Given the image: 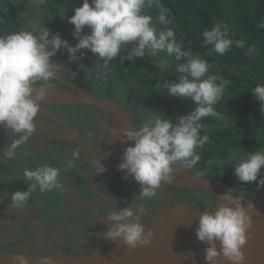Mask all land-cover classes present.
<instances>
[{
    "label": "clouds",
    "instance_id": "clouds-1",
    "mask_svg": "<svg viewBox=\"0 0 264 264\" xmlns=\"http://www.w3.org/2000/svg\"><path fill=\"white\" fill-rule=\"evenodd\" d=\"M34 3H43V0H34ZM153 7L159 12L155 21L145 11ZM73 10L74 15L67 22L74 25L72 36L77 40L75 46L58 32L49 38L50 30L43 26L39 16L30 20L26 29L0 35V129L11 130L19 136L0 151V158H13L18 147L35 131L34 118L40 102L48 95L50 81L64 66L51 59L57 51L66 49L69 61H79L84 56L83 50H90L103 61L104 68L118 55L122 61H133L146 54L156 57L165 53L178 62L175 70L179 75L175 81H157L155 86L166 89L169 96L193 101L195 107L175 121L156 117L138 130H123L121 142H134V145L125 148L118 166L125 173L124 179L131 177L141 186V197L152 198L163 183L171 182L173 166L191 169L200 160L196 149L209 141L207 135H200L203 128L201 120L209 116L222 118L214 105L223 96L228 81L207 75L209 63L193 56L177 43L174 31L167 27L171 23L167 16L169 10L162 7L160 0H82L81 6ZM61 20H64V15ZM156 22L164 28L158 29ZM85 27L89 30L87 33ZM257 27L264 28V24ZM202 36L204 45L211 46L219 55H224L233 44L244 48L243 40L234 41L228 37V27L224 22L203 31ZM129 45L131 48L127 55H121V50ZM255 52V46H249L244 54L252 57ZM79 66L84 67L83 64ZM251 92L259 102L261 113H264V84H257ZM79 155L78 150L72 151L65 160L66 166L71 168ZM93 164L99 174L106 171L98 160ZM262 168L264 151L258 150L240 159L234 166V174L242 183L257 182V188L261 189L264 188ZM61 174L62 168L47 164L26 170L24 176L29 182L28 189L13 192L9 207L23 208L37 188L41 193L59 189ZM221 199L227 203H221ZM252 209L253 204L244 207L239 199L226 193L217 197L214 210L200 212L196 238L209 245L205 249L206 264H217L221 257L230 264H245L242 248L248 240ZM139 221L140 217L132 205L111 212L105 222L108 226L105 239L114 243L122 240L132 249L147 245L152 233L146 232ZM16 262L28 264L22 256H17L14 264ZM41 264H52L51 257H42Z\"/></svg>",
    "mask_w": 264,
    "mask_h": 264
},
{
    "label": "flooded vegetation",
    "instance_id": "flooded-vegetation-1",
    "mask_svg": "<svg viewBox=\"0 0 264 264\" xmlns=\"http://www.w3.org/2000/svg\"><path fill=\"white\" fill-rule=\"evenodd\" d=\"M10 3L25 5L23 0ZM25 7L21 14L28 27L29 21L39 16L43 26L50 30L49 38L51 34L58 32L65 39L62 28L39 6L29 4ZM54 15L62 21L61 16L64 14L57 12ZM68 18V15H64L62 22L69 24ZM69 43L75 46L74 43ZM83 51L84 56L79 61H69L66 49L57 51L51 59L64 66L50 81L49 87L68 90V83H71L92 94L112 99L128 110L137 130L156 117L163 119L157 105L135 88L131 79H128L127 84L116 79L113 86H109V81H104L103 86L108 87L106 94L93 90V77L100 75L93 74L94 55L90 50ZM152 58L150 56L152 68L162 76L167 68L159 73ZM86 62L90 65V71L83 76L79 65H86ZM169 63L168 60V65ZM86 83L90 85L86 86ZM117 120L112 113L91 104L40 102L37 117L34 118L35 131L32 136L18 147L13 158H0V201H3L0 203V253L42 255V252H38L43 250V255L57 252L90 255L100 246L98 235L107 226L105 222L109 214L115 210L132 205L145 230L159 226L185 211L175 198L176 189L179 188L163 183L152 198H140L141 186L131 177L124 179L125 173L118 167L109 166H119L122 162L123 151H118L111 145L113 142H121L123 137L122 133L116 132L120 124ZM113 132L118 133L116 141L113 140ZM18 138V134L11 130L6 132L0 129V151ZM77 150L80 153L79 158L68 168L65 160L72 151ZM94 160L103 164L106 169L104 173H98L93 164ZM45 164L62 168L61 187L44 193L37 188L23 208L11 209L9 206L12 193L28 189L29 182L26 181L24 172ZM176 166L186 171L194 169ZM126 187L137 191L131 199L126 194ZM42 194L45 198L49 195L53 198L48 207L42 201L44 197H40ZM215 199L214 195V200L202 207L214 203ZM171 205L176 212L172 211ZM29 220L38 224L31 231L25 229V226L33 225L27 223ZM108 241L110 240L106 242Z\"/></svg>",
    "mask_w": 264,
    "mask_h": 264
},
{
    "label": "trees",
    "instance_id": "trees-1",
    "mask_svg": "<svg viewBox=\"0 0 264 264\" xmlns=\"http://www.w3.org/2000/svg\"><path fill=\"white\" fill-rule=\"evenodd\" d=\"M23 1L25 5L0 0V35L28 28L21 13L26 9L25 6L36 4L62 28L66 40L77 43L72 36L74 25L60 21L54 14L60 12L71 17L74 15L73 9L81 6L82 0H43L39 4L34 3V0ZM160 3L169 10L167 16L171 23L167 27L174 31L177 43L182 44L183 49L189 50L193 56H199L209 63L207 75H216L228 81L223 96L214 105L222 118L209 116L201 120L203 128L200 135H207L209 141L202 148L196 149L200 160L193 168L199 175L219 180L234 189L264 191V188H257L255 181L248 184L240 182L234 174L237 163L233 161L254 150L264 151V113H261L259 102L251 92L257 84H264V28L257 27L258 24H264V0H160ZM145 11L153 16L154 21L159 15L155 7ZM221 22L227 24L228 37L234 41L243 40L244 48H237L233 44L224 55H219L211 46L204 45L203 31ZM155 26L158 29L164 28L158 22ZM84 31L87 33L89 30L85 27ZM249 46L256 48L252 57L244 54ZM130 48L131 45L123 48L121 55L126 56ZM162 54L170 61L162 76L152 68L147 54L133 61H122L118 55L107 68L103 67L102 60L94 56L93 74L99 73L101 77H93V90L106 94L108 87L103 86L104 81H109V86H113L116 79L123 84L131 79L135 88L153 100L163 119L175 121L192 111L195 104L189 99L169 96L166 89L155 86L157 81H175L179 75L175 70L178 63L175 58ZM89 71L90 65L86 62L82 75L86 76ZM261 175L264 176V168L261 169ZM136 192L126 187L128 198L131 199ZM175 198L189 208L197 209L212 202L214 194L202 188L187 191L176 189ZM42 201L48 207L53 198L49 195L42 198ZM179 201L178 205L185 209V204Z\"/></svg>",
    "mask_w": 264,
    "mask_h": 264
},
{
    "label": "water",
    "instance_id": "water-1",
    "mask_svg": "<svg viewBox=\"0 0 264 264\" xmlns=\"http://www.w3.org/2000/svg\"><path fill=\"white\" fill-rule=\"evenodd\" d=\"M8 1L22 2V0ZM68 85L70 86V89L68 90H60L52 87V93L47 95L41 102L65 105L86 103L97 106L103 110H105L106 107L109 110L108 112L117 117L118 121L122 123L125 129L136 130L130 113L118 102L105 96L92 94L71 83H68ZM125 145L126 147L133 146L134 142H125ZM109 166L118 167V165L114 164H109ZM173 167L172 179L171 182L168 183L171 186L182 190L193 188L209 190L213 192L216 199L226 193H231L242 202L244 207H247L248 204L254 205V209L249 213L251 216V227L247 232L248 240L243 246L242 251L245 260L264 263V248L251 247L248 243L253 232L257 229L264 228V191L252 192L242 189H234L228 187L219 180L203 177L194 169L186 171L178 166ZM220 202L227 203L222 199ZM216 204L217 200L212 204H207L205 207L197 209L189 208L183 213L171 217L169 220L163 222L151 231L152 237L150 243L147 245H138L135 249L127 246L107 264H206L204 259L205 249L209 245L197 240L196 228L200 212L212 211ZM104 238L105 236L99 240L100 246L103 244ZM98 248L93 250L90 255L57 252L45 255L0 253V256L6 254L22 255L27 259L28 264H41L42 257L49 256L52 259V264H58L66 260H91L95 258ZM217 248L219 249V242H217ZM217 264H230V262L221 257Z\"/></svg>",
    "mask_w": 264,
    "mask_h": 264
},
{
    "label": "bare ground",
    "instance_id": "bare-ground-1",
    "mask_svg": "<svg viewBox=\"0 0 264 264\" xmlns=\"http://www.w3.org/2000/svg\"><path fill=\"white\" fill-rule=\"evenodd\" d=\"M53 88H48V95L52 93ZM105 110L109 111L108 108L105 107ZM122 126V123L120 122ZM124 129V127L122 126ZM125 130V129H124ZM158 227V226H155ZM155 227L145 230L146 232H151ZM249 245L251 247H263L264 248V228L257 229L250 237ZM127 246L123 243L122 240H117L115 243L111 240L103 244L96 252L95 258L91 260H66L60 262L58 264H107L112 261L118 253H120ZM17 254H6L0 256V264H14L15 258ZM24 257V256H22ZM25 258V257H24ZM27 260V259H26ZM18 264V262H16ZM245 264H264L263 262L258 261H247L245 260Z\"/></svg>",
    "mask_w": 264,
    "mask_h": 264
},
{
    "label": "rangeland",
    "instance_id": "rangeland-1",
    "mask_svg": "<svg viewBox=\"0 0 264 264\" xmlns=\"http://www.w3.org/2000/svg\"><path fill=\"white\" fill-rule=\"evenodd\" d=\"M153 59V62H154V65H155V67H156V69H157V71L159 72V73H162V72H164L165 70H166V68L168 67V60H166V57L162 54V53H159L156 57H153L152 58ZM48 88H52V87H48ZM118 121V120H117ZM120 123V122H119ZM123 126V125H122ZM124 127V126H123ZM117 131L116 132H118V133H122L123 132V128L121 127V125L119 124L118 125V127H117V129H116ZM116 132H113V134L114 135H112L113 136V140L114 141H116L117 139L116 138H118V136H117V134L118 133H116ZM122 139H123V137H122ZM101 143H103V141H101ZM121 143V144H120ZM104 145V144H103ZM111 145H113V148L114 149H116V150H118V151H124L125 149L124 148H126V146H125V144L124 145H122V142H116V143H111ZM257 150H254V152H256ZM253 152V153H254ZM248 155V153L247 154H243L241 157H239V158H235V159H233V161L235 162V163H238L239 161H240V159H242V158H246V156ZM215 200H217V199H215ZM171 209H172V211H177L175 208H174V206H172L171 205ZM186 209H189V207H185V211H186ZM157 219V218H156ZM29 222V223H28ZM36 222V221H35ZM140 222H142V220L140 221ZM27 223L28 224H33V225H29V226H25L26 228L25 229H30L29 231H31V229H32V227L34 226V227H36L38 224L37 223H34L32 220H31V222H30V220L29 221H27ZM108 231V226H106L105 228H102V231H101V233L98 235V237H99V240H101L105 235V233ZM107 240H109V239H105L104 238V242H106ZM103 242V243H104ZM15 243H24V241H21V242H17V241H15ZM30 250H32V249H30ZM42 252V253H41ZM38 253H41V254H43L44 253V251L42 250V251H40V252H38Z\"/></svg>",
    "mask_w": 264,
    "mask_h": 264
}]
</instances>
